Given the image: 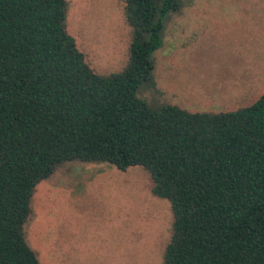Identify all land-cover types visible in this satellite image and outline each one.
Instances as JSON below:
<instances>
[{
    "label": "trees",
    "instance_id": "1",
    "mask_svg": "<svg viewBox=\"0 0 264 264\" xmlns=\"http://www.w3.org/2000/svg\"><path fill=\"white\" fill-rule=\"evenodd\" d=\"M179 2L124 0L128 59L101 74L64 27L65 0H0V264H41L30 199L72 160L148 171L173 214L162 264H264V93L220 113L136 96Z\"/></svg>",
    "mask_w": 264,
    "mask_h": 264
},
{
    "label": "rangeland",
    "instance_id": "2",
    "mask_svg": "<svg viewBox=\"0 0 264 264\" xmlns=\"http://www.w3.org/2000/svg\"><path fill=\"white\" fill-rule=\"evenodd\" d=\"M64 27L92 69L121 71L124 0H65ZM136 96L150 108L233 111L264 93V0H180ZM141 166L66 161L34 188L24 237L41 264H162L173 214Z\"/></svg>",
    "mask_w": 264,
    "mask_h": 264
}]
</instances>
